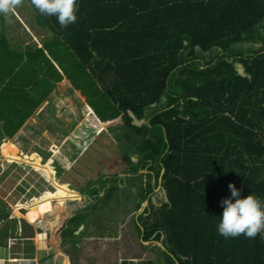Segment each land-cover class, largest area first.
<instances>
[{"label":"trees","instance_id":"16d2710c","mask_svg":"<svg viewBox=\"0 0 264 264\" xmlns=\"http://www.w3.org/2000/svg\"><path fill=\"white\" fill-rule=\"evenodd\" d=\"M27 1L35 26L51 38L42 48L12 44L0 15V144L65 77L85 98V117L95 114L105 128L125 131L122 139L139 140L122 160L124 174L144 170L155 179L153 188L142 182L137 196L150 203L134 222L142 243L163 240L158 251L168 264H264V232L225 238L217 231L229 184L264 205V51L245 57L231 49L263 40L264 0H77V20L66 28ZM214 49L220 52L212 60L195 66L198 53ZM158 186L166 201L156 207L149 196ZM56 192L53 205L70 212L53 231L57 264H72L59 237H77L91 211L76 210L91 200L72 197L68 188ZM2 204L0 222L9 216ZM135 207L140 211L141 203ZM45 213L22 217L34 223ZM18 219L0 230V243L31 238L20 237ZM72 244L84 251L72 240L66 247Z\"/></svg>","mask_w":264,"mask_h":264},{"label":"rangeland","instance_id":"374dc122","mask_svg":"<svg viewBox=\"0 0 264 264\" xmlns=\"http://www.w3.org/2000/svg\"><path fill=\"white\" fill-rule=\"evenodd\" d=\"M5 19L3 31L12 44L18 43L24 47L36 45L39 48L42 42L50 39L47 31L35 26V14L27 0H21ZM261 39L263 40L233 45L231 49L242 53L245 57H251L264 51L262 29ZM219 52V49H214L206 54L198 53L199 60L195 62V66L200 67L202 63L212 60ZM234 67L239 75H244V69L240 64L234 62ZM85 105V99H79L78 94L68 84L61 82L43 105L23 124L18 133L9 138L10 141L0 149V201L4 203L3 209H9V219L15 217L20 219L18 222L23 230V237H33L34 228L22 216L29 213L33 215L43 208L46 213L51 211L50 214L53 216L69 215V211L65 212L67 211L65 206L58 209V206L54 205L53 210L48 205H40L44 203L41 202L43 195L54 194L58 188H68L72 197L81 193L84 194L83 197L91 200L89 205L86 203L88 205L86 209L79 206L76 210V214L91 211L89 223L84 229L81 226L77 228L76 238L60 239L65 248L63 252L69 254L72 264H119L120 257L140 256L143 261L151 260V264H168L162 251L155 250L164 249L163 240L155 243L156 241L151 239L143 244L135 232L134 222L141 217L144 209L150 207L148 201L140 202L137 197L142 182L151 183L152 188L155 186L153 177L148 179L144 176L148 175V171H138L135 175L123 172L126 170V162L122 157L126 150L132 152L133 148H130V145H138L139 140L134 137L130 142L122 139L125 131L119 126L112 130L105 128V125L94 116L95 114L85 117L83 110ZM136 159L137 157L133 156V162ZM114 163L118 165L119 170H116L117 166ZM43 166L50 169L49 174L43 170ZM115 172L120 173L116 182L113 181L114 175H117L114 174ZM112 186L115 189L113 196L107 199L106 190ZM149 198L151 204L156 207L159 206L158 200L166 201L165 193L159 186L155 187ZM136 203H141L140 211L136 210ZM73 206L76 204L73 203ZM48 215L42 218V225L34 223L32 225L42 227L49 237L59 221H56L57 224L51 222L52 226L49 228L47 221L53 217ZM9 221L5 220L0 230L7 224L11 226ZM90 236H101V239L83 244V239ZM115 239L118 242H114ZM70 240L85 246L84 251L80 253L72 250L74 244L67 248ZM4 242L14 245L5 258L6 261H12V258L19 254L25 260L33 259L27 262L28 264H48L40 256L36 257L35 252H32L31 256L30 252L33 250L31 246L27 248L29 242H26L25 247L20 246L21 242L18 241L7 239ZM43 253L53 254L52 257L47 255L49 260L58 259L53 251ZM145 261L143 264L146 263Z\"/></svg>","mask_w":264,"mask_h":264},{"label":"clouds","instance_id":"9594fccd","mask_svg":"<svg viewBox=\"0 0 264 264\" xmlns=\"http://www.w3.org/2000/svg\"><path fill=\"white\" fill-rule=\"evenodd\" d=\"M21 0H0V15L8 17ZM35 9L45 17L55 16L61 27H67L77 20V0H32ZM231 196L222 199L220 206L223 211L217 231L225 238H255L264 232V205L253 194L241 198L240 191L234 184L228 185Z\"/></svg>","mask_w":264,"mask_h":264},{"label":"crops","instance_id":"0c3cea01","mask_svg":"<svg viewBox=\"0 0 264 264\" xmlns=\"http://www.w3.org/2000/svg\"><path fill=\"white\" fill-rule=\"evenodd\" d=\"M51 38V37H50ZM49 40V39H48ZM43 43V42H42ZM42 43H41V45H39V48H42ZM53 63V65L56 67V69L58 70V71H60V69H59V67L57 66V64L56 63H54V62H52ZM61 82H63V83H66V84H68L69 86H70V88L71 89H73V91L75 92V93H77L78 94V96H79V99H81V100H83V99H85L84 97H82L81 96V94H80V92H78V91H76L73 87H72V85L70 84V82L65 78V77H63V80L61 81ZM60 82V83H61ZM60 83H58V84H56V86L57 85H59ZM56 86H55V88H56ZM54 91V90H53ZM86 101V100H85ZM43 105V103L39 106V108L41 107ZM86 105H87V103H86ZM38 108V109H39ZM37 109V110H38ZM36 110V111H37ZM92 110V109H91ZM35 111V112H36ZM93 111V110H92ZM34 112V113H35ZM94 113V112H93ZM28 120V119H27ZM26 120V121H27ZM25 121V122H26ZM24 122V123H25ZM23 126V125H22ZM20 130V129H19ZM18 133V132H17ZM5 139H9V138H5ZM5 139H3V141L5 140ZM2 141V142H3ZM56 194H57V192L56 193H54V194H45V195H43L44 197H42V201L44 200V201H46V202H49V204H48V206L49 207H51V209H53L54 210V203L52 202V200H53V198H55V196H56ZM74 194V193H73ZM83 195L84 194H81V193H78V194H76V196L75 197H82V198H84L83 197ZM47 197V199H45ZM52 202V203H51ZM40 205H47L46 203H43V204H40ZM42 207V206H41ZM57 207V206H56ZM58 209H60V208H62V207H57ZM144 211V210H143ZM4 212L5 213H9V209H6V210H4ZM51 213V211L50 212H48V213H46V214H49L48 216H52L53 218H50V220H48L47 222V226H49V228H51L50 226H52L51 224L53 223V222H55L56 223V221H59L58 222V225H56L57 227H55L52 231H51V233H50V235H49V237L47 236L48 234H45L44 233V229H42V227H36V226H34V225H32L33 223H30L31 224V226L34 228V236L33 237H31V238H20V239H9V241L10 240H12V241H18V242H21L20 244V246H23V247H25V244H26V242H29L28 243V247L27 248H30V246H31V248H32V250L33 251H29L30 252V254L32 253V252H35L36 253V257H39L40 256V258L41 259H43L44 261H46V263L48 262V264H57V258L55 259V261L53 260V258H51L50 260L49 259H47V257L49 256V257H52V255L53 254H51V255H48L49 253H43V252H51V251H53L56 255L55 256H58V253H57V251L55 250V247H56V241H54V239H53V231H55V229L56 228H58V226L59 225H61V223H62V218L64 217V216H60V215H51L50 214ZM46 214H44V215H41L40 216V218H39V220L38 221H36V222H34V224L35 225H42V218L44 219L45 218V216H46ZM43 216V217H42ZM59 216V217H58ZM7 220H11V219H9V216H8V218L6 219V221ZM3 222H5L4 220H2L1 222H0V227L2 226V224H3ZM52 222V223H51ZM57 224V223H56ZM84 227H85V224L84 225H81V228L82 229H84ZM48 228V227H47ZM1 229V228H0ZM74 235L75 236H78V234L76 233V232H74ZM20 237H23V236H20ZM60 239L62 240V237H60ZM99 239H101V236H90V237H86V238H84L83 240H84V243L83 244H85L86 245V242H89V241H92V242H96L97 240L99 241ZM41 240V241H40ZM49 240L51 241L50 243H49ZM61 240H60V242H61ZM53 241V242H52ZM22 242H24L23 244H22ZM41 242V243H40ZM114 242H118V241H116V239H115V241ZM31 243V244H30ZM145 243H148V242H145ZM145 243H143V244H145ZM155 243H157V242H155ZM5 244V245H4ZM160 245V244H159ZM12 246H14L12 243H9V242H7V243H5L4 241L2 242V245L0 244V264H2V263H5V262H7V263H11V264H19V263H21V264H28L30 261H33V259H27L26 258V260H25V258H23L21 255L19 256V254L17 255V257H13L12 259V261H6V257H8V255H9V252H10V249H11V247ZM78 247H81V245H78ZM82 247H85V246H82ZM154 247V246H153ZM155 248V247H154ZM51 250V251H50ZM156 251H158L157 249H155ZM34 254V253H33ZM39 254V255H38ZM48 255V256H47ZM31 256H32V254H31ZM25 257V256H24ZM143 258H142V256H140V257H129V258H119L118 259V261H119V264H123L124 262V264H136L137 262H139L140 264H143L144 263V261L142 260ZM28 262V263H27ZM146 262V261H145ZM145 264H151V260L150 261H147Z\"/></svg>","mask_w":264,"mask_h":264},{"label":"water","instance_id":"95a60500","mask_svg":"<svg viewBox=\"0 0 264 264\" xmlns=\"http://www.w3.org/2000/svg\"><path fill=\"white\" fill-rule=\"evenodd\" d=\"M145 243V242H144Z\"/></svg>","mask_w":264,"mask_h":264}]
</instances>
